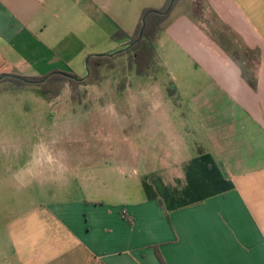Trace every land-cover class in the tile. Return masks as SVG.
<instances>
[{"label": "crops", "instance_id": "0c3cea01", "mask_svg": "<svg viewBox=\"0 0 264 264\" xmlns=\"http://www.w3.org/2000/svg\"><path fill=\"white\" fill-rule=\"evenodd\" d=\"M167 1L0 0V74L81 77ZM206 1L220 41L202 13L173 12L155 76L119 91L112 72L81 104L69 89L46 101L47 138L6 162L18 193L49 185V202L7 221L2 263L264 264V0ZM88 126L97 146L78 159L64 143Z\"/></svg>", "mask_w": 264, "mask_h": 264}, {"label": "rangeland", "instance_id": "374dc122", "mask_svg": "<svg viewBox=\"0 0 264 264\" xmlns=\"http://www.w3.org/2000/svg\"><path fill=\"white\" fill-rule=\"evenodd\" d=\"M183 1L175 7L173 10L174 13L179 11L186 12L189 10L193 11L195 14L202 13L203 15L199 17L203 25L217 41H220V35L224 36L223 34L229 31L217 20L206 0H197L194 9L190 4L188 5V0ZM228 36L230 42L234 43L239 40L230 33ZM251 63L255 65L254 61H251ZM85 69L87 74H82V78L88 76L87 66ZM113 88L114 87L111 86L106 88V90H113ZM93 89H96V87H88L90 91ZM60 105L69 106L68 101L66 102L64 99ZM47 108L48 103L34 91L0 94V243L2 237L5 235L4 229L7 221H10L18 214L19 210L28 208L35 203L44 205L49 202L50 195L47 193L49 191V185L41 187L36 184L35 187L31 188L32 195L27 192L18 193V183L14 178V174L11 172L12 164L6 162L8 157H10L16 149L22 147V145L26 150L28 148L32 150L37 144L47 138L46 132L44 134V127H40V124H43L40 118L44 116L38 114L40 110L44 111ZM45 117L50 118L51 116L47 114ZM54 117H57V115H54L53 118ZM91 131V127L88 126L82 133H80V131L76 133L77 137L80 136L79 140L77 137H69L67 139L64 146H66V150H68L70 155H74L78 159L92 156L93 147L95 145L97 146L98 140L91 137ZM73 133L75 132L73 131ZM82 139L85 140L83 141ZM99 146L102 147L101 145ZM104 158H106V156H100L101 161L104 160ZM0 264H4L1 259Z\"/></svg>", "mask_w": 264, "mask_h": 264}, {"label": "trees", "instance_id": "16d2710c", "mask_svg": "<svg viewBox=\"0 0 264 264\" xmlns=\"http://www.w3.org/2000/svg\"><path fill=\"white\" fill-rule=\"evenodd\" d=\"M183 0H168L162 10L148 9L144 12L135 33L129 36L119 31L114 39H129L126 48L115 54L90 55L86 61L88 76L80 77L74 71H56L43 77H30L17 74L0 75V94L34 91L47 102H53L65 89L71 92L73 104H81L88 95V87L100 85L112 72H120L118 90L123 91L128 85L129 76L150 77L159 72L156 43L159 34L168 23L171 13ZM256 87V79L250 82ZM173 96V92L170 91Z\"/></svg>", "mask_w": 264, "mask_h": 264}]
</instances>
